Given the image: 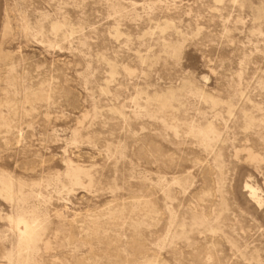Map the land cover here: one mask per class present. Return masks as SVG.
Returning <instances> with one entry per match:
<instances>
[{"label":"rangeland","instance_id":"rangeland-1","mask_svg":"<svg viewBox=\"0 0 264 264\" xmlns=\"http://www.w3.org/2000/svg\"><path fill=\"white\" fill-rule=\"evenodd\" d=\"M0 264H264V0H0Z\"/></svg>","mask_w":264,"mask_h":264},{"label":"bare ground","instance_id":"bare-ground-1","mask_svg":"<svg viewBox=\"0 0 264 264\" xmlns=\"http://www.w3.org/2000/svg\"><path fill=\"white\" fill-rule=\"evenodd\" d=\"M247 189H250V190H249L250 195H251L250 198H252V200H254L255 203H257L258 205H260V204H261V201L259 200V197L257 196L256 191H255L254 189H252L250 186H247ZM250 195H249V196H250Z\"/></svg>","mask_w":264,"mask_h":264}]
</instances>
